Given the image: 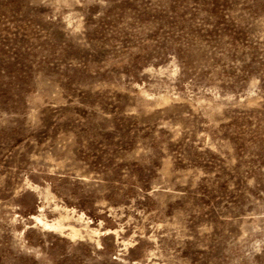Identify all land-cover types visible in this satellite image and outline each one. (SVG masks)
<instances>
[{"label": "rangeland", "instance_id": "1", "mask_svg": "<svg viewBox=\"0 0 264 264\" xmlns=\"http://www.w3.org/2000/svg\"><path fill=\"white\" fill-rule=\"evenodd\" d=\"M0 264H264V0H0Z\"/></svg>", "mask_w": 264, "mask_h": 264}]
</instances>
